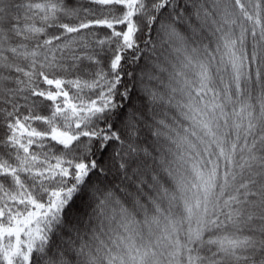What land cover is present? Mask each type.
I'll use <instances>...</instances> for the list:
<instances>
[{
  "label": "snow or ice",
  "instance_id": "6c2138e0",
  "mask_svg": "<svg viewBox=\"0 0 264 264\" xmlns=\"http://www.w3.org/2000/svg\"><path fill=\"white\" fill-rule=\"evenodd\" d=\"M0 264H264V0H0Z\"/></svg>",
  "mask_w": 264,
  "mask_h": 264
}]
</instances>
